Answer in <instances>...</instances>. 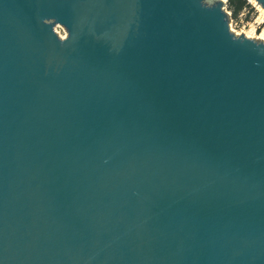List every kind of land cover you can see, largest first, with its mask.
<instances>
[{"label": "water", "instance_id": "1", "mask_svg": "<svg viewBox=\"0 0 264 264\" xmlns=\"http://www.w3.org/2000/svg\"><path fill=\"white\" fill-rule=\"evenodd\" d=\"M227 1L0 0V264H264V39Z\"/></svg>", "mask_w": 264, "mask_h": 264}, {"label": "rangeland", "instance_id": "2", "mask_svg": "<svg viewBox=\"0 0 264 264\" xmlns=\"http://www.w3.org/2000/svg\"><path fill=\"white\" fill-rule=\"evenodd\" d=\"M249 6L234 15L226 5L230 14V26L236 33H244L249 37L264 39V9L255 0H248ZM57 30L65 35V29L58 25Z\"/></svg>", "mask_w": 264, "mask_h": 264}, {"label": "trees", "instance_id": "3", "mask_svg": "<svg viewBox=\"0 0 264 264\" xmlns=\"http://www.w3.org/2000/svg\"><path fill=\"white\" fill-rule=\"evenodd\" d=\"M227 6L232 10L234 15H237L241 10L249 6L248 0H228Z\"/></svg>", "mask_w": 264, "mask_h": 264}]
</instances>
